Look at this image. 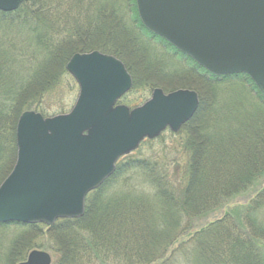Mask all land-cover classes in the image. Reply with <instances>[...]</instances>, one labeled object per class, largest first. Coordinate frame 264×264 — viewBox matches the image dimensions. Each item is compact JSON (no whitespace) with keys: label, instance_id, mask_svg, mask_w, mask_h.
Instances as JSON below:
<instances>
[{"label":"trees","instance_id":"trees-1","mask_svg":"<svg viewBox=\"0 0 264 264\" xmlns=\"http://www.w3.org/2000/svg\"><path fill=\"white\" fill-rule=\"evenodd\" d=\"M111 1H116V4L111 5ZM117 1L32 0L24 4L16 14L0 12V23L4 29L12 26L14 29L29 30L35 42H38L36 47L33 43H23L26 49L34 46L37 54L26 49H15L18 45L5 47V50L2 47L1 73L10 75L12 58L16 61L24 60L25 69H38L41 62L43 64L46 61L47 64L53 62L64 71L74 55L94 51L114 54L130 72V68L135 72L142 62H131L125 54L129 55L133 51L134 56L142 54L145 58L149 57L148 54L139 52L141 48L137 45L134 50L125 47V43L120 45L117 37H127L123 34H127L126 28L118 24L121 21L118 17L124 18V11L131 8L132 24L139 36H130L134 41L137 39L152 45L154 42L162 44L185 66L186 73H193L206 83L219 84L220 94L208 102V99L203 98L204 92H201L198 111L183 129L185 151L188 154L185 173H173L172 177L161 176L145 161L134 162L124 171L119 162L111 180L88 196L83 218L59 220L47 235L38 231L36 238L30 237L27 231L41 230L45 226L0 224V264H20L26 261L32 251L43 248L41 241L46 237L48 242L45 246L49 243L47 247L56 256L53 264H264V187L255 191L264 181L263 95L247 75L215 76L165 40L150 33L138 16L136 0H125V8L118 5ZM41 27L44 32L38 29ZM92 33L101 34L106 39L99 40L97 37L100 41L98 43L97 39L89 37ZM115 38L118 44L113 41ZM9 43L12 44V41ZM5 60L11 62L9 67ZM46 70L44 68L43 72ZM136 72L143 77L144 73ZM3 79L6 80L4 84L10 81L7 77ZM51 79L48 75L41 77V85L33 93L35 100L28 98L24 103L21 98L18 100L28 86L25 81L15 82V85L12 83L14 95L10 94V89L3 95L0 101V155L8 151L14 153L16 163L18 121L27 107L44 114L38 99L45 94L43 90L50 86ZM147 83L146 87L152 91L160 86L155 80ZM4 84L3 88H7ZM173 84L177 85L175 82ZM177 87L172 86L170 89ZM233 87H236L234 93L230 92ZM136 88V85L133 86L131 92L136 91ZM243 89L247 90L249 100L235 95L236 90ZM127 96L122 100H126ZM238 101L256 104V108H261L262 119H257L258 111L257 118L252 116L254 126H242L236 121ZM18 102L22 104L19 108L16 107ZM2 168L0 164V185L10 175L2 173ZM132 171L142 176L140 185L147 186L150 195L141 192L145 189L134 181V188L131 183L124 187L126 185L121 175ZM114 189L118 192L115 193ZM253 189L257 195L249 199L246 206L232 210L228 208L223 219L210 220L212 216L226 210L237 197L250 194ZM12 229H17L20 234L17 232L15 239L7 243L9 245L4 249L2 235L7 232H2ZM183 236L192 238L194 247L186 245L189 244L187 242L182 250L172 253L175 242Z\"/></svg>","mask_w":264,"mask_h":264},{"label":"water","instance_id":"water-1","mask_svg":"<svg viewBox=\"0 0 264 264\" xmlns=\"http://www.w3.org/2000/svg\"><path fill=\"white\" fill-rule=\"evenodd\" d=\"M31 0H0L11 13ZM148 31L215 76L245 74L264 96V0H136ZM67 71L80 92L70 113L25 112L17 125V162L0 186V224H43L85 216L86 199L116 172L123 157L166 130L179 133L199 108L194 91L165 94L131 109L116 106L133 87L124 64L93 52ZM21 264H52L33 251Z\"/></svg>","mask_w":264,"mask_h":264},{"label":"rangeland","instance_id":"rangeland-1","mask_svg":"<svg viewBox=\"0 0 264 264\" xmlns=\"http://www.w3.org/2000/svg\"><path fill=\"white\" fill-rule=\"evenodd\" d=\"M112 3L116 4V1H111L110 4L113 5ZM117 3H118V5L120 4V6L122 8H125V0H119V1H117ZM24 4H27V3H24ZM24 4H22L21 7ZM20 8L18 10H16L15 12L7 13V14H13V13L16 14V12L20 10ZM130 10H131V8H129L128 11L127 10L124 11V14H125L124 18L118 17V19L121 20V21H119L118 24L126 28L125 32L127 34H125L124 32H123V34L127 35V37H124V36H121V37L117 36V37L119 39L120 45L125 43V47L129 48L130 50H134V48L136 49V45H137L139 48H141L140 49L141 51H139V52L148 54L149 57H146V58L142 57V54L134 56L133 51H132V53L130 52V54L132 56L130 54L129 55L125 54V57L127 59L131 60V62H134L133 60H140L142 62L140 64L139 69L138 70L136 69V71H140L139 73H144L143 77L138 75V73L136 71L134 72L132 70V68H130L131 72L136 77L133 76V74L127 68L125 63L122 60L118 59L116 56H114V54H105L104 52L94 51V52H99V53L107 55V56H112V57L120 60L124 64V66L126 67L130 76L132 77L133 86L134 87H135V85L137 86L136 91H134V92L130 91L131 92V93L129 92L130 95H128V96L126 95L127 96L126 100L118 101V103L116 104L115 107L122 106V105L130 107L131 109L139 107L151 99L153 91L156 89L163 90V92L165 94H169V93H172V92L177 91V90L194 91L199 96V102L201 101V99H200L201 98L200 97L201 92H204L205 96L203 98L208 99L207 102L210 101L212 98H214V96H216L219 93V90H218L219 84L218 85H214V84L212 85V84L204 82V80H202L201 78H196L197 76L196 75L194 76L193 73H191V74L186 73L184 71L185 66L180 62L179 59H175L174 56L171 55V53L168 50H166V48L162 44L154 42V44L152 45L150 43L141 42L140 40H137V39H135V41H134L130 36H132L133 38H138L139 36L137 35V32L134 30V26L132 24L133 23V21H132L133 16H132V12ZM49 26L52 27L51 25H49ZM22 29L23 28L14 29V28H12V26L4 29V25L0 23V40H1L0 41V49L3 47L5 50V47L13 48L14 46L18 45V47H15V49L18 48L17 50L21 51V50L26 49L25 48L26 45H24L23 43H27V44L33 43L34 46L36 47L38 42L37 43L35 42L33 35L29 32V30H25V29L22 30ZM38 29H42L41 31L44 32V29L42 27L38 28ZM103 32L104 31H102V33ZM94 34L95 33L90 34L89 37L93 38V39H97V37H99V40H101L102 38L106 39L101 34H96V35H94ZM97 35H99V36H97ZM2 36H5V38H1ZM10 40L12 41V44L9 43ZM113 41H117L116 44H118V40H116V38L113 39ZM1 42H2V44H1ZM97 42L99 43L100 41H98V39H97ZM34 46L28 47L26 50L33 51L34 54H37L35 51L36 48ZM136 52L138 53V51H136ZM78 54H81V53H78ZM83 54H90V53H82V55ZM43 59H44V57H43ZM143 60H145L147 64H145V62ZM11 61H12V67H11L12 71L9 70L10 75L7 76V75H4L1 73L2 66H1V60H0V66H1L0 67V76H1V78H0V101L3 100V95L5 93H8V89H10V91H12V88H11L12 83H14V85H15V82L17 83L18 81H23V82L25 81L28 84V86H26V89H24V91L19 96L18 100L20 101V98H21L22 103L27 101L28 98H32L33 100H35L36 97L33 96V93L35 90H37V87L41 85V77L44 75H48V76L52 77L51 83L49 84L50 86L48 88H46L45 90H43V91H45V94L42 96L41 99H38V101L41 104V105L39 104L41 107V110L44 112L43 117L44 118H53V117L59 116V115H66V114L71 112V110L75 106V103L78 99L80 88H79V85L77 84L76 80L73 78V76L67 71V67L63 71V70L59 69L53 62H50L47 64L45 61V63H43V64L41 62V65L38 67V69H36L34 67L25 69V67L23 65L24 60L23 61H19V60L16 61V59L12 58ZM50 61H52V60H50ZM150 61H151V63L149 64ZM5 62L7 63V66L9 67L11 62L9 60H5ZM44 68L48 69V70L43 72ZM34 69H36V70H34ZM150 72H152V74ZM13 73H15V74L11 75ZM191 76L194 79L193 78L189 79ZM5 77L10 78V81L5 82V84L8 86L7 88H3V86H2L4 84L3 81H6L3 79ZM19 79H22V80H19ZM154 80L157 81L158 86L159 85L160 86L155 88L152 91V90H149L146 87V85L148 84L147 82H153ZM173 82H175V84H177V85H174ZM234 83H236V82H234ZM172 86H178V87L170 89V88H172ZM235 88L236 87L231 88L230 92L234 93ZM132 89H133V87H132ZM205 89L207 91H203ZM13 90H14V87H13ZM246 92H247V90H245V89L240 90V91L236 90L235 95L241 96V98L243 100L244 99L249 100L248 96H247L248 92L247 93ZM222 93L223 92H221V94ZM10 94L14 95L15 92L12 91ZM207 94H209V96ZM212 95H213V97H212ZM244 102L238 101V105H237L238 112H235V113H237L236 121L245 127H249V125L254 126L252 124L253 123L252 116L254 118H257L256 112L259 111V118L260 119L259 118H257V119L261 120L262 119L261 116H263L262 114L260 115V112H262L261 108L260 107L256 108L255 106H257V105L252 103V102H249V103H244ZM20 105H22V104L20 102H18V106H16V107L19 108ZM134 105H136V107ZM199 105H200V103H199ZM210 106L214 107L213 104H210ZM27 108L28 109H25L24 113L25 112H36V113L41 114V112L38 111L37 109L29 108V107H27ZM191 120L187 124H189L191 122ZM187 124L182 127L181 131L178 134H174L170 130H167L158 139L146 140L144 143L141 144V146L139 147V149L137 151H135L134 153L130 154L127 157L121 158L119 161L120 162L119 166L123 167L124 171H125V168L127 170L130 166H132V164L134 162L145 161L147 165H149L153 169H155V172L159 173V175H161V176L165 175L166 177H172L173 173H177V172H179L183 175V173H185V169L188 165V154L185 151V141H184L185 140L184 139L185 134H183L182 132H183V129L186 128ZM251 130H252L251 132H253L254 128ZM219 141H221V140H219ZM3 151L7 152L8 150L3 149ZM0 156H1L0 161L5 160V161H3L4 164H3V162H0L1 167H3L2 173L6 172L7 174H9L10 168H12L14 163H15V154L8 151V153L1 154ZM16 162H17V159H16ZM129 164H131V165H129ZM136 164L137 163H135L134 165H136ZM15 165H16V163H15ZM126 173L124 175H121L122 176V182L124 183V185H126L124 187H127L128 184H130V183H131V186H133L132 182L134 181L136 184H138L139 187L145 189V191L143 190L141 192H144L147 195L151 194V192L148 190L147 186L140 185L143 181V178H142V176L139 175V173H137L135 171L129 172L127 174ZM111 178L109 180H111ZM108 181H106V182H108ZM261 184H262V186L255 189V191H257V190L259 191L260 189H262L264 187V181H262ZM103 186L104 185H102L101 188ZM122 186H121V188H122ZM133 188H134V186H133ZM114 190H115L114 191L115 193L118 192V190L117 191H116V189H114ZM255 191L253 189V190H251L250 194L237 197L234 201H232L233 203L235 202L234 204L231 202L229 204V206L225 208L226 210L221 211L220 213H218L215 216H212V218H210V220H213V221L221 220V219H223V217H225V214H226L225 212H228L229 209L232 210L235 207L246 206L247 203L250 201L249 199H253L257 195ZM263 218H264V216H262V219ZM3 225H6V224H3ZM43 226H45V225H43ZM45 227L49 228V229L47 230L46 228H43L41 230L37 229V231H36V229H33V230L29 229V231H27V232L30 235V237H35V238L39 234L38 231L47 235L50 228H53V227H47V226H45ZM63 228H66V227H61V229H63ZM5 232H7L6 235H2V244L4 245V242H5V246H3L4 249L9 245V244L6 245L7 243H9L13 239H15L14 236H17L18 234H20V231L18 232L17 229H15V230L14 229L4 230L2 232V234H4ZM17 232H18V234L16 235ZM51 234H52V232H51ZM56 237H59V236L56 235ZM191 240H192V238L189 239V236L181 237L180 240L175 242V246L172 248L171 252L173 253L174 251H176L178 249L182 250L183 249L182 246L187 242H189V244H186V245H188L189 247H194L192 244L194 242H191ZM47 242H48V238L46 237L45 240L41 241V244H44L43 248L42 249H36V250L49 254L51 259H52V264H53L56 261V256L54 255V253L52 251H50L49 247H47L49 243L45 246V244ZM168 257L169 256H167V258ZM158 264H162V262H160Z\"/></svg>","mask_w":264,"mask_h":264}]
</instances>
